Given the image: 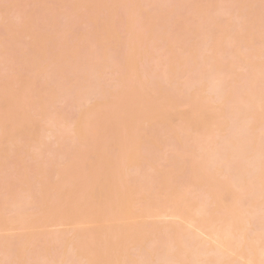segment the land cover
<instances>
[{
	"label": "rangeland",
	"instance_id": "1",
	"mask_svg": "<svg viewBox=\"0 0 264 264\" xmlns=\"http://www.w3.org/2000/svg\"><path fill=\"white\" fill-rule=\"evenodd\" d=\"M195 242L262 262L264 0H0V264Z\"/></svg>",
	"mask_w": 264,
	"mask_h": 264
},
{
	"label": "bare ground",
	"instance_id": "2",
	"mask_svg": "<svg viewBox=\"0 0 264 264\" xmlns=\"http://www.w3.org/2000/svg\"><path fill=\"white\" fill-rule=\"evenodd\" d=\"M178 217H179V216H178ZM189 223H192V222L189 221ZM225 227H226V225H224V227H223L224 230H225ZM228 227H229V226L227 225V228H228ZM197 228L200 229L201 227L198 226ZM230 228H231V226H230ZM230 228H229V229H230ZM201 229H202V231H203V228H201ZM201 229H200V232H202ZM229 229L226 230L227 233H230V230H229ZM221 230H222V228H221ZM202 233H204V232H202ZM220 233H221V232L217 230V235H216V236H215V235H214V236L212 235L213 238H215V239L217 240L218 238H219V239H222V238H221V236L223 237L222 234H224V235L226 236L225 232H222V234H220ZM209 234H210V233H209ZM215 234H216V233H215ZM230 234H231V233H230ZM210 235H211V234H210ZM219 235H221V236H219ZM228 235H229V234H228ZM228 235H227L226 237H228ZM208 236H209V235H208ZM218 236H219V237H218ZM225 236L223 237V239L225 238ZM210 237H211V236H210ZM216 237H217V238H216ZM240 238H241V237H240ZM215 239H212L213 242H214ZM225 239H227V240H225V241H228L229 238H225ZM239 240H240V239L236 240L237 242L235 241V243H234V242L232 243V242H230V241H228V242H230V244L232 243V244H231L232 246H233V244H234L233 247L231 246L232 248H236V246H237V248H239V246H238L239 244H236V243L241 242L243 239L240 240V241H239ZM217 241H219V240H217ZM217 241H216V242H217ZM225 241H224V242L221 241L222 244L219 242V243H220L219 246H220V247H224V248L227 246V244L230 246V244L227 243V242H225ZM193 243H194V242H193ZM195 243H196V242H195ZM197 243H198V242H197ZM197 243H196V244H197ZM217 243H218V242H217ZM226 243H227V244H226ZM215 244H216V243H215ZM235 244H236V245H235ZM199 245L201 246V248H203V250L200 249L201 251L198 250V252L200 251V253H201V257H200V258L198 257V256H200V255H198L199 253L197 252V250H196L195 248H193L195 245L192 246L193 250L195 249V251L198 253V254L196 253L198 256L195 254L196 257H193L192 261H194V260H195V261L192 262V264H193V263H194V264L197 263L195 258H197V259H198L197 261H199V259H201L202 257H205L204 255L202 256V253L204 254V252L206 253L205 255L208 254V256H211V255H209V254H210L209 252L212 251L211 248H208V249H207L206 247L204 248V246H203L200 242H199ZM199 245L197 244V247H198ZM242 245H243V244H242ZM202 246H203V247H202ZM219 246H218V248H219ZM240 246H241V244H240ZM197 247H196V248H197ZM228 248H229V247H228ZM237 248H236V249H237ZM244 248H245V247H240V249H238V250H240V251H238V250H237V251L234 250V251L238 252L239 255H240V257H244V256H242V255H243V254L245 255V253L240 254L242 251L244 252V250H245ZM198 249H199V247H198ZM209 249H210V251H209ZM230 249H231V248H229V250H230ZM206 250L209 251V252L207 253ZM213 250H214V251H212V252L217 251V249H215V248H213ZM241 250H242V251H241ZM263 250H264V248H263ZM263 250H261V254H262V256H261V257L259 256L260 258H262V262H261V260L259 261V263L261 262V264H264V253H263ZM203 251H204V252H203ZM232 252H233V250H232ZM215 253H217V252H215ZM215 253H214V254H215ZM211 254H213V253H211ZM214 256H216V255H214ZM259 257H258V258H259ZM206 258H208V257H206ZM213 258H214L213 260L210 258V263H211V261H214V262H215L216 260L218 261L219 256H218V258H217V256H216V258H215V257H213ZM245 258H246V257H245ZM203 259H204V258H203ZM215 259H216V260H215ZM247 259H248V262H250V264H252V262H254L253 264H255V262L258 261V259H256V261H255V258H254V261H253V260H250L251 258H247ZM204 260H205V259H204ZM207 260H208V259H206V261H207ZM219 260H220V259H219ZM249 260H250V261H249ZM200 261H201V260H200ZM206 261H204L205 264H209V262L206 263ZM202 263H203V261H202ZM256 263H257V262H256ZM189 264H191V263H189ZM197 264H200V263H197Z\"/></svg>",
	"mask_w": 264,
	"mask_h": 264
}]
</instances>
